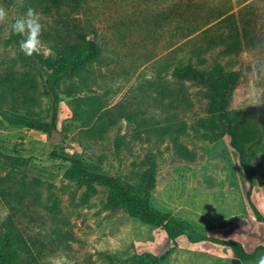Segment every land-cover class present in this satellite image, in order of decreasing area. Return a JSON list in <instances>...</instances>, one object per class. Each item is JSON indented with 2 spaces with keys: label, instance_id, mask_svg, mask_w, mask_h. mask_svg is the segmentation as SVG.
<instances>
[{
  "label": "rangeland",
  "instance_id": "1",
  "mask_svg": "<svg viewBox=\"0 0 264 264\" xmlns=\"http://www.w3.org/2000/svg\"><path fill=\"white\" fill-rule=\"evenodd\" d=\"M221 3L78 0L74 5L64 0L56 5L52 0H0L9 13L8 20L0 23V81L18 87V94L29 91L4 110L50 121L55 106L53 132L61 138L53 143V134L11 125L0 115V229L9 220L26 237L32 235L37 240V264H107L104 255L161 256L168 251L160 264H233L236 258L229 247L192 243L185 236L173 242L161 226L144 224L124 208L112 211L105 204L104 189L98 186L88 194L85 185L66 177L68 164L52 157L53 151L75 154L89 170L121 181L141 171L139 161L152 151L158 164L150 198L154 208L190 222L206 236L239 241L252 255L241 264H258L264 256V137L249 145L251 201L262 217L259 220L247 200L250 184L230 138L203 137L206 131L198 119L206 114V86L183 80L193 109L179 114L184 129L176 137L192 152L191 160L177 154L171 136L157 133L175 112L163 106L173 94L161 97L158 90L163 85L174 89L170 71L188 60L186 52L172 55L170 51L182 43L194 23L192 11L201 16L204 9ZM29 8L41 18L44 44L31 57L20 51L22 37L10 27ZM82 33L101 47L100 61L83 74L85 80L66 78L51 90L48 71L35 55L50 57L64 42L79 41ZM218 52L205 54V65L216 61L241 75L232 109L259 111L264 105L260 59L249 52L231 56ZM193 65L204 67L195 59ZM69 91L71 96L66 94ZM14 158L26 162L18 165Z\"/></svg>",
  "mask_w": 264,
  "mask_h": 264
},
{
  "label": "trees",
  "instance_id": "2",
  "mask_svg": "<svg viewBox=\"0 0 264 264\" xmlns=\"http://www.w3.org/2000/svg\"><path fill=\"white\" fill-rule=\"evenodd\" d=\"M60 5L64 0H52ZM77 5L78 0H68ZM222 0L220 6L204 9V13H194V23L183 38L182 43H177L170 51L176 55L186 52V64L178 63L170 71L174 89L166 86L160 87L158 95L164 97L173 94L163 105L172 108L175 112L165 120V125L157 129L158 134H167L172 137L175 151L186 160H191L192 152L182 145L176 134L184 129L179 123V114L191 112L193 102L184 91L183 80H191L207 87L205 96L208 100L206 114L198 119L199 125L206 131L203 137L216 141L224 136L230 138L232 148L238 154L239 164L250 188L247 200L257 219L262 217L251 201L250 163L252 153L249 145L260 141L264 137V105L256 111L254 107L232 109L231 100L234 91L240 84V73L227 70L221 63L214 61L206 66L205 54L219 49L220 56L239 55L249 52L260 59L261 70H264V0ZM193 9L191 3L187 5ZM203 16V17H202ZM77 42H64L61 47L54 49V54L45 57L35 55L37 62L48 71L47 84L51 90L62 80L78 77L85 80L84 73H89L94 64L100 61L101 47L86 34L79 35ZM171 55V56H172ZM196 60L199 66L193 65ZM206 66V67H205ZM85 82V81H83ZM85 85L87 83L85 82ZM16 86H9L0 81V115L11 125H21L31 130L51 134L56 129V107L50 121H45L33 114H21L14 110L6 111V105L13 106L19 102L23 95H28V90H23V95L18 94ZM173 91V92H172ZM71 96V92L66 93ZM132 121V118L127 117ZM122 143L117 140V148ZM52 157H60L68 165L65 169L67 178L87 187L88 194L94 193L98 186L106 192L105 204L112 211L124 208L127 213L150 226H161L167 237L175 241L180 236H185L192 243L211 242L216 245L226 246L231 249L234 256L241 261L251 259L243 245L233 239H219L209 237L197 231L194 226L185 220H179L167 212L154 208L150 203L151 192L157 183V168L155 154L146 153L138 163L141 171H135L131 178L121 181L118 177L106 173L89 170L83 160L75 155H59L55 151ZM15 163L23 165L25 159H15ZM36 239L25 234L12 225L11 221L2 223L0 229V264H37L38 259ZM35 250V251H34ZM170 251L156 256L151 253L141 255L130 254L125 257L104 255L107 264H160L168 257Z\"/></svg>",
  "mask_w": 264,
  "mask_h": 264
},
{
  "label": "clouds",
  "instance_id": "3",
  "mask_svg": "<svg viewBox=\"0 0 264 264\" xmlns=\"http://www.w3.org/2000/svg\"><path fill=\"white\" fill-rule=\"evenodd\" d=\"M9 18V13L6 9L0 6V23H5ZM40 16L34 9L29 8L25 15L14 19L11 23V31L22 37L19 41L20 51L28 57L34 53H38L44 47L40 39L42 32V24ZM258 264H264V256L258 260Z\"/></svg>",
  "mask_w": 264,
  "mask_h": 264
},
{
  "label": "water",
  "instance_id": "4",
  "mask_svg": "<svg viewBox=\"0 0 264 264\" xmlns=\"http://www.w3.org/2000/svg\"><path fill=\"white\" fill-rule=\"evenodd\" d=\"M53 131H52L51 134H53L54 138H50V141L53 142V143L60 142L61 141L60 134L57 133V132H53ZM232 262H233V264H241V260L238 259V258H234Z\"/></svg>",
  "mask_w": 264,
  "mask_h": 264
}]
</instances>
